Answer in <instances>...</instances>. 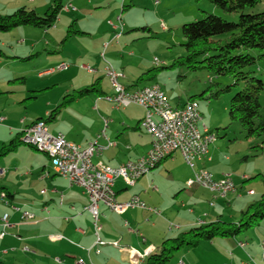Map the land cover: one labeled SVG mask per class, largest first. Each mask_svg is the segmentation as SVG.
I'll use <instances>...</instances> for the list:
<instances>
[{
  "label": "crops",
  "instance_id": "0c3cea01",
  "mask_svg": "<svg viewBox=\"0 0 264 264\" xmlns=\"http://www.w3.org/2000/svg\"><path fill=\"white\" fill-rule=\"evenodd\" d=\"M53 1L0 0V13L11 14L20 7H27L44 14ZM120 2L67 0L60 13L62 15H59L57 23L49 29L25 25L9 32H0V50L6 54L5 57H0V118H4L0 121V150L13 139L21 137V132L26 127L42 118L46 120L52 134H64L70 142L82 147L98 141L104 148L93 156L94 162L118 167L129 160H137L150 150L152 138L141 126L146 115L145 108L135 104L117 107L113 100L108 99L113 97L112 93L107 92L101 81V76L107 74V62L110 63L111 60L110 64L122 73L119 82L122 79L121 84L125 87L139 88L134 78L139 77L143 69H140L139 75L131 74L126 67L129 60L113 44L116 39H120L121 44L122 35H97L99 48L105 49L102 57L106 63L101 64L96 57L93 60L96 66L93 72H89L85 65L82 68L87 70L88 75H99V79H95L93 83L88 79V83L83 85L84 76L78 84L75 81L74 84L71 81L65 83V87L62 84L64 79L74 80V69L80 63L74 61L77 58H86L85 53L83 56H74L70 50L68 45L74 36L92 38L95 35L87 29L78 31L69 38L67 34L63 35L66 28L69 30L72 25L75 28L77 24L75 21L71 23L74 17L72 12L77 11L73 8H80V13L75 15L78 20V17L85 14L88 6L98 9L103 4L116 6ZM41 57L42 62L51 67L45 68L47 65L38 63L36 67L26 71L19 66V63L34 62ZM62 63H68L69 67L52 70ZM34 77L38 82L29 86V79ZM129 82L132 84L128 85ZM93 84L96 89L87 95L62 104L67 94L92 87ZM55 89H61L56 92V98L48 101V106L37 117H30L27 111L28 99H33L34 93V98H37L42 93ZM58 106L59 111L52 116ZM71 111L75 114H71ZM60 117L61 121L66 122L65 127L57 123ZM106 119L109 121L107 125ZM34 149L39 151L33 146L21 143L16 149L0 157V198L4 202L0 205V264H77L79 258H84L88 264H145L146 258L156 252L165 239L176 237L201 223L224 219L225 208L230 207L234 201L230 194L235 192L214 199V193L200 184L188 187L187 183L193 178L195 171L185 162L178 161L179 158L184 159V156L181 152H176L144 174L134 185H127L122 178L116 180L114 190L117 200L126 201L138 196L149 207L160 212L154 213L150 209L136 207L119 214L101 203L100 237L105 243L96 245L97 235L92 215L84 211L89 202L88 195L81 187L72 186L68 178L56 173L48 154L42 152L47 156L46 160L34 152ZM218 151L216 144L211 145L212 160L200 161L195 169L206 168L216 178L229 173L221 169L216 158ZM20 156H23V160ZM176 169L181 170L180 175L166 180ZM242 176L244 180H250L248 175ZM233 180L237 193L238 183L234 177ZM241 188H244L243 185ZM248 191L249 196L256 194L254 190L253 194ZM170 195H174L176 199L182 195L187 202H193L194 207L180 210L173 203L169 206L172 199ZM212 201L214 204H211ZM185 204L186 202L182 203L183 208L187 207ZM242 208L241 212L247 207ZM26 212L34 217L25 218ZM6 215L10 226L4 228L2 219ZM4 231L5 234L2 235ZM255 235L261 242L264 239V226H260ZM237 242L235 252L226 256L224 254L221 264H264L261 245L242 240ZM219 243L221 252L223 250L222 253H226L225 250L232 246L233 241ZM185 254V257L192 260L189 250ZM245 256L251 259V263H247Z\"/></svg>",
  "mask_w": 264,
  "mask_h": 264
},
{
  "label": "rangeland",
  "instance_id": "374dc122",
  "mask_svg": "<svg viewBox=\"0 0 264 264\" xmlns=\"http://www.w3.org/2000/svg\"><path fill=\"white\" fill-rule=\"evenodd\" d=\"M120 1L119 5L109 6L103 4L102 8L98 9H93L88 6V8L85 9V14L78 17V20L75 18V15L80 13L78 12L80 8L74 7L77 10L72 12L74 17L71 23L74 21L77 23L74 29L78 31L87 29L92 31L95 35H93L92 38H83L82 36L84 35L74 36L73 41L68 45L74 56H83L85 53L86 58L81 57L74 61V63H77V61L80 62L76 64L77 67L74 69V80L73 78H69L70 80L64 79L62 83L63 87H65V83L69 81L73 84L75 81V83L78 84L84 76L85 80L82 81L83 85L86 82L88 83V79H91V83H93L95 79H99V75H88L87 70L82 68V65L96 68L93 61L96 57L100 59L101 64L104 65L106 63L102 57V53L105 49L103 47L99 48L100 41L97 37L98 34H120L123 36L121 44L120 39H116L113 44L117 45L119 52L124 54L127 60H129L126 67L133 75H137L140 69H143L140 72L142 73L141 75L146 72H148V74L149 72L153 73L155 67L158 66L154 63V60L158 58L161 61L160 67L164 68L158 69V71L154 72L155 76L150 75V78L141 81L138 86L142 87L152 83L160 84L168 102L173 107H177L191 98L197 100L202 116L199 125L202 128L205 124L208 128L217 133L218 138L214 144L218 146L219 150L218 157H216L218 158L217 160H219L218 163L221 169H225L231 173L238 183V192L230 194L234 201L230 207L225 208L223 219L225 221L237 222L240 218L242 207H247L248 203L259 199L264 193V135L248 138L240 123L232 122L229 116L231 99L237 91L244 88V84L240 83L238 85H233L235 80L231 75H216L206 69L194 71L185 66L171 65L178 57L186 54L184 46L186 38L182 30V26L185 23L200 19L204 11L214 13L229 21H238L239 13H227L208 0H160L158 4L156 0ZM244 11L246 13H259L264 11V0L256 6L245 8ZM67 32L68 30L66 28L63 35H66ZM79 52L83 53L80 54ZM249 52L256 56L260 53L257 49L249 50ZM94 53H96V55H94ZM42 57L34 62L27 61L26 63H19V66L26 71L36 67L38 63L47 65L45 68L51 67L49 64H46V62H42ZM110 63H112L111 60ZM251 69L255 71L254 75L264 80V57L259 59L256 65ZM128 76L130 77L129 74ZM101 77V81L106 87L107 92L112 93V96H114L115 89L109 76L104 74ZM139 77L135 76L134 80L137 82ZM120 81L123 83L122 79ZM37 82L38 80L34 77L29 79L28 84L29 86L35 85ZM131 84L132 82L128 83V85ZM217 84L221 88L227 85H232V87L230 91L220 94L218 98H211V93L216 92ZM211 87L212 90H208V88ZM59 90L61 89L42 93V95L37 96V98H34L36 97L34 93L33 99H28L29 106H27V111L30 117H37L36 115L41 113V111L48 106V101L56 98L55 94ZM18 95L20 94L18 93ZM261 102L264 105V90L261 95ZM25 105L23 106L24 109ZM117 113L119 114V111ZM262 113L264 115V108ZM71 114L75 113L71 111ZM58 120V124L62 127L66 126V122L61 121V117ZM33 151L47 160V156L44 153L35 149ZM20 157L21 159L23 158V156ZM226 157H228V159H226ZM184 159L179 158L178 161L185 162L189 167L190 165ZM198 163L200 162H196V164ZM180 171V169H176L170 176L168 175L169 177L166 180L177 178L180 175ZM243 174L248 175L250 180H244ZM241 185H243L244 188H241ZM250 188L256 192L255 195L249 196L247 194ZM183 202H186V208L182 207ZM171 203L180 210H189L190 207H194L193 202H187L182 195L179 199H176L173 195L169 206L172 205ZM3 204L4 202L0 198V205ZM263 224L264 220L259 226L247 229L236 237H217L212 241L202 240L196 247H186L176 252L169 264H181V262H186L188 264H221V261L225 258L224 254L226 256L227 254L235 252V248H237L236 243L238 244L237 241L242 240L248 243L257 242V245H261L260 240H258L255 234L260 226H264ZM219 241H233V244L225 250L226 253H222L223 250L221 252ZM234 241H236L235 244ZM188 250L191 252L192 260L185 257V253H187ZM245 258L247 259V263H251L250 258L246 256Z\"/></svg>",
  "mask_w": 264,
  "mask_h": 264
},
{
  "label": "trees",
  "instance_id": "16d2710c",
  "mask_svg": "<svg viewBox=\"0 0 264 264\" xmlns=\"http://www.w3.org/2000/svg\"><path fill=\"white\" fill-rule=\"evenodd\" d=\"M66 1L54 0L44 14H39L35 9L27 7H20L11 14L0 13V32H9L25 25L49 29L57 23ZM208 1L227 13H239V20L229 21L204 11L200 19L185 23L182 30L186 38L184 44L186 54L178 57L171 66H185L194 71L206 69L216 75H231L235 80L233 85L243 83L244 88L237 91L231 99L230 119L232 122L240 123L248 138L263 136L264 105L261 102V95L264 90V80L254 75L255 71L251 68L264 57V11L259 13L244 11L245 8L256 6L262 0ZM76 32L78 30L72 25L67 32V37H71ZM253 49L259 50L260 53L257 56L253 55L249 52ZM5 56L3 50H0V57ZM160 68L164 67L158 65L153 73H143L136 84L150 78V75L155 76L154 72ZM94 85L67 94L62 104L87 95L96 89ZM231 87L232 85H227L221 88L218 85L216 92H212L210 97L218 98L220 94L230 91ZM208 90H212V87ZM60 106L53 111L52 116L59 111ZM21 143L23 142L20 137L13 139L0 150V157L16 149ZM263 220L264 193L241 212L237 222L220 218L214 222L201 223L181 232L176 237L165 239L159 249L146 258L145 264H169L174 254L186 247H196L202 240L212 241L217 237H236L247 229L259 226Z\"/></svg>",
  "mask_w": 264,
  "mask_h": 264
},
{
  "label": "built area",
  "instance_id": "2783aa9c",
  "mask_svg": "<svg viewBox=\"0 0 264 264\" xmlns=\"http://www.w3.org/2000/svg\"><path fill=\"white\" fill-rule=\"evenodd\" d=\"M159 2L160 0H156L157 4ZM154 63L160 65L161 61L155 58ZM67 67H69L68 63H62L52 70ZM85 68L89 72L94 71L91 66L85 65ZM105 70L115 89V95L108 99L113 100L117 107L135 104L146 110L141 126L150 134L152 146L145 155L137 160H129L118 167H112L103 162H94L93 156L104 148L99 145L98 141H93L86 147H82L70 142L64 134H52L48 129L47 122L43 119L26 127L20 137L23 143L48 154L56 173L68 178L72 186L81 187L88 195L89 202L84 207V211L86 210L92 215L97 235L96 245L105 243L100 237L102 230L101 203L106 205L109 210L119 214L136 207L150 209L154 213L160 212L156 208L149 207L138 196L126 201L117 200L114 185L118 178H122L127 185H134L144 174L176 152H181L192 168L197 165L196 162L212 160L210 148L198 147L195 142V125L199 124L202 118L188 119L187 110H192V108H188L186 103L183 106H171L162 86L158 83L131 89L119 82L122 73L116 70L112 64L107 62ZM149 90L157 91V101H150ZM3 120L4 118L1 117L0 121ZM108 122L106 119V125ZM204 126L205 132H209V128ZM212 144H214L213 141ZM206 171L209 170L202 168L201 179L191 178L187 183L188 187L200 184L214 193V199L226 197L230 192L237 191L231 174L225 173L226 183H215L205 179ZM248 193L253 194L254 191ZM24 215L25 218L34 217L28 212ZM2 220L4 228L10 226L7 215ZM4 234L5 231L2 232V235ZM240 244L244 246L243 242ZM262 256L264 258V253ZM77 264H88V262L84 258H79Z\"/></svg>",
  "mask_w": 264,
  "mask_h": 264
},
{
  "label": "bare ground",
  "instance_id": "6f19581e",
  "mask_svg": "<svg viewBox=\"0 0 264 264\" xmlns=\"http://www.w3.org/2000/svg\"><path fill=\"white\" fill-rule=\"evenodd\" d=\"M149 97H150V101H157V91L149 90ZM186 106L188 108H192V110H187L188 119L202 118L201 112L199 110V104L196 100H188L186 102ZM204 125L202 128L200 127L199 124L195 125V132H196L195 142L197 143L198 147L210 148L212 145V141L215 143L218 136H217V133L212 131L210 128H209V132H205ZM195 167L196 165H194V168H193L195 171L193 178L201 179L202 168L195 169ZM205 179H207L210 182H215V183H226V174H223L222 177L220 178H216L210 171H206ZM250 191H253V190H249L248 192ZM211 204H214V202L212 201ZM261 249H262V253H264V239L261 241Z\"/></svg>",
  "mask_w": 264,
  "mask_h": 264
}]
</instances>
